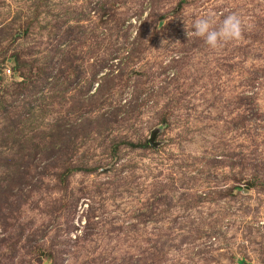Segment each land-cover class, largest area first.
Here are the masks:
<instances>
[{"label":"rangeland","instance_id":"rangeland-1","mask_svg":"<svg viewBox=\"0 0 264 264\" xmlns=\"http://www.w3.org/2000/svg\"><path fill=\"white\" fill-rule=\"evenodd\" d=\"M232 12L241 40L187 38ZM244 263L264 264V0H0V264Z\"/></svg>","mask_w":264,"mask_h":264},{"label":"clouds","instance_id":"clouds-1","mask_svg":"<svg viewBox=\"0 0 264 264\" xmlns=\"http://www.w3.org/2000/svg\"><path fill=\"white\" fill-rule=\"evenodd\" d=\"M185 27L187 38L192 35L202 38L209 48L216 50L227 42L241 40L246 25L238 13L232 12L224 16L219 24L214 16L207 15L194 21L192 31Z\"/></svg>","mask_w":264,"mask_h":264},{"label":"water","instance_id":"water-1","mask_svg":"<svg viewBox=\"0 0 264 264\" xmlns=\"http://www.w3.org/2000/svg\"><path fill=\"white\" fill-rule=\"evenodd\" d=\"M154 133H155V131H151V133H150V135H149V137L147 139V141H148V143L150 145H153V141L152 140H153ZM244 264H248V263H244Z\"/></svg>","mask_w":264,"mask_h":264}]
</instances>
